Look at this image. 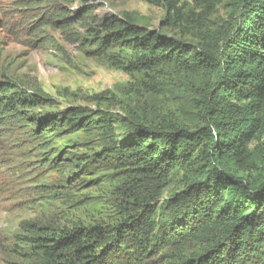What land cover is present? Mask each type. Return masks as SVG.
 <instances>
[{"label":"trees","instance_id":"obj_1","mask_svg":"<svg viewBox=\"0 0 264 264\" xmlns=\"http://www.w3.org/2000/svg\"><path fill=\"white\" fill-rule=\"evenodd\" d=\"M233 5L230 18L202 32L196 46L140 26L129 16H106L90 28L100 49L130 54L115 58L129 74L171 68L177 77L164 85L165 92L191 98L203 125L190 129L177 121L133 117L122 139H113L91 158L123 173L126 181L117 195L124 221L114 229L36 230L37 237L26 241L46 261L99 264L131 236L145 258L147 249L172 247L195 252L177 264H264V0H235ZM10 90L0 85L1 125L8 117L26 121L19 106H44L38 96L6 97ZM28 119L39 130L47 127L41 134L68 126L74 131L104 128L114 136L107 118L81 107L55 118ZM177 166L185 171L184 188L166 200V212L156 223L154 202Z\"/></svg>","mask_w":264,"mask_h":264},{"label":"rangeland","instance_id":"obj_2","mask_svg":"<svg viewBox=\"0 0 264 264\" xmlns=\"http://www.w3.org/2000/svg\"><path fill=\"white\" fill-rule=\"evenodd\" d=\"M167 1L175 10L165 0H0V85L11 87L6 97L33 95L44 101L42 108H17L26 121L8 117L0 124V264H52L26 241L37 237L38 229H114L124 221L117 195L126 181L123 173L91 158L122 139L133 117L177 121L190 129L203 125L191 98L165 92L164 85L177 77L171 68L129 74L115 58L130 54L92 42L90 28L115 15L196 46L202 32L230 18L235 0ZM75 107L107 118L114 136L104 128L68 126L41 134L47 127L39 130L28 119L55 118ZM184 172L175 167L154 202L156 223L166 212V200L184 188ZM140 248L128 236L99 264H177L195 253L165 247L147 249L145 258Z\"/></svg>","mask_w":264,"mask_h":264}]
</instances>
